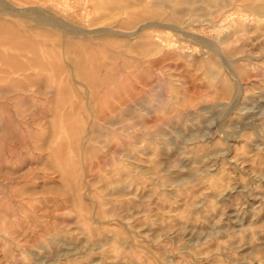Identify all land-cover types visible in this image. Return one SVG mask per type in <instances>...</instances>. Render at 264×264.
I'll return each mask as SVG.
<instances>
[{
    "label": "rangeland",
    "instance_id": "rangeland-1",
    "mask_svg": "<svg viewBox=\"0 0 264 264\" xmlns=\"http://www.w3.org/2000/svg\"><path fill=\"white\" fill-rule=\"evenodd\" d=\"M188 1L5 0L0 264H264V0Z\"/></svg>",
    "mask_w": 264,
    "mask_h": 264
},
{
    "label": "bare ground",
    "instance_id": "bare-ground-1",
    "mask_svg": "<svg viewBox=\"0 0 264 264\" xmlns=\"http://www.w3.org/2000/svg\"><path fill=\"white\" fill-rule=\"evenodd\" d=\"M2 1L3 0H0V15L2 16V18H0V20H2V21H7L5 18H15L16 20H25V21H30V22H33V23H35L36 25H42V26H49V27H55L53 24H55V23H53V22H55V21H53L52 23L53 24H51V23H49L48 22V19L46 20V19H44V18H41V17H39V15L34 11V9L32 10V9H29V7H28V9L29 10H27V8L26 9H24L23 10V8L22 9H17V8H14L13 6H9L8 5V3L6 2L5 3V0L3 1V3H2ZM199 1V0H198ZM240 1H242V0H240ZM239 1V2H240ZM107 2V1H106ZM184 2H185V4H187V8L185 9V10H182V9H180V6H181V4L183 5L184 4ZM193 1H188V0H183L182 2H180V1H178V0H171V2L169 3V7H167V8H165V10L163 11V8L161 9V7H160V5H159V11H160V17H162V16H165V15H168L167 17L171 20V21H173V22H175V23H181V25H182V23L183 22H185L186 21V19H185V21H184V18L185 17H187L189 14H191L192 12H193V10H192V6H193ZM200 3L202 4V10H203V12H204V10L206 11V13L207 14H209V15H212V14H214V13H219V11L220 10H216V8L217 7H221V8H219V9H221V11L223 10V5L225 4V3H227V0H200ZM166 4V3H165ZM197 4V3H196ZM235 4V3H234ZM233 4V5H234ZM251 4V3H250ZM103 5V4H102ZM198 5V4H197ZM200 5V4H199ZM236 5V4H235ZM58 6V5H57ZM158 7V6H157ZM225 7H226V10H227V8H228V6L227 5H225ZM245 7V6H244ZM243 7V8H244ZM248 7H250V6H248ZM248 7H246V8H248ZM245 8V9H246ZM214 10H216L215 12H214ZM249 10L251 11V13H253L254 14V16L256 17V18H258V19H260V20H262V21H264V5H262V6H258V7H254V8H249ZM165 11H168V12H165ZM228 11V10H227ZM241 11V10H240ZM248 11V10H247ZM246 11V12H247ZM195 12V11H194ZM202 11H201V13H203ZM244 12V11H243ZM245 12V13H246ZM41 13V12H40ZM222 13V12H221ZM151 14V13H150ZM159 14V13H158ZM204 14H205V12H204ZM229 14H231V13H229ZM229 14H227L228 16H229ZM252 14V15H253ZM155 15V14H154ZM217 15V14H216ZM226 15V16H227ZM139 16V15H138ZM205 16L207 17L208 15H206L205 14ZM220 16V15H219ZM142 17V16H141ZM144 17V16H143ZM143 17H142V19H141V21L143 20ZM197 17V16H196ZM199 17H201V15H199ZM206 17H204V18H200V19H204V21H206L205 19H206ZM47 18V17H46ZM145 18H147V17H145ZM144 18V19H145ZM164 18V17H163ZM162 18V19H163ZM132 19V18H131ZM156 19V18H155ZM199 19V18H198ZM148 20H150V19H148ZM191 20V19H190ZM214 20H215V16H214ZM216 20H217V18H216ZM147 21V20H146ZM153 21V20H152ZM151 21V22H152ZM183 21V22H182ZM51 22V21H50ZM150 22V21H149ZM154 22V21H153ZM152 22V23H153ZM190 22V21H189ZM188 22V23H189ZM198 21H196V23H197ZM203 22V21H202ZM216 22V21H215ZM243 22V21H242ZM261 22V21H260ZM259 22V23H260ZM0 23H1V21H0ZM145 23H147V22H145ZM144 23V24H145ZM155 23V22H154ZM195 23V24H196ZM200 24L199 25H201V21L199 22ZM206 23V25L209 23H207V22H205ZM204 23V24H205ZM258 23V24H259ZM262 23V22H261ZM149 24V23H148ZM161 24V23H160ZM160 24L158 25V23H157V25L158 26H160ZM187 24V23H186ZM186 24H184V25H186ZM193 24V23H192ZM211 24H213L212 22H211ZM220 24V23H219ZM57 25H58V23H57ZM147 25V24H146ZM151 25V23L149 24V26ZM163 25H165V24H163ZM163 25H162V27H163ZM169 25V24H168ZM203 25V24H202ZM59 26V25H58ZM142 26V25H141ZM145 26V25H144ZM149 26H147V27H149ZM156 26V25H155ZM157 26V27H158ZM170 26V25H169ZM171 26H173V24L171 25ZM220 26V25H219ZM250 26V25H249ZM264 26V25H263ZM129 27V26H128ZM138 27V26H137ZM143 27V26H142ZM165 27V26H164ZM168 27V26H167ZM174 29H177V27L175 28V27H173ZM264 28V27H263ZM5 29V28H4ZM56 29V28H55ZM142 29H144V28H142ZM165 29V28H164ZM167 29V28H166ZM181 29V28H180ZM183 29V28H182ZM178 30V29H177ZM235 30V29H234ZM243 30V29H242ZM241 30V31H242ZM262 30V29H261ZM46 31V30H45ZM60 31H62V33H63V36H62V41L64 42V43H66V41H67V35L66 34H68V33H65L64 34V32H63V30H59V32ZM67 31H69V30H67ZM174 31V30H173ZM181 31H183V30H181ZM240 31V30H239ZM97 32V31H96ZM95 32V33H96ZM108 31H106V33H107ZM186 31L184 30V33H185ZM243 32H244V30H243ZM261 32H263L264 33V31H261ZM71 33V32H70ZM69 33V34H70ZM74 33V32H73ZM72 33V35H76V34H73ZM100 33H102V31L100 32ZM179 33H183V32H179ZM187 33V32H186ZM68 34V35H69ZM255 34V33H254ZM117 35H119V34H117ZM121 35V34H120ZM187 35V34H186ZM189 35V34H188ZM71 36V35H70ZM191 36V35H190ZM189 36V37H190ZM261 36H263V35H261ZM2 37V36H1ZM4 37V36H3ZM2 37V38H3ZM193 37V36H192ZM199 37V36H198ZM151 38V37H150ZM239 38V37H238ZM4 39V38H3ZM260 39V38H259ZM258 39V40H259ZM46 40V39H45ZM75 40V39H74ZM218 40V39H217ZM197 41H199V40H197ZM236 41V40H235ZM240 41V40H239ZM207 42V41H206ZM10 43V42H9ZM150 43V42H149ZM153 43V42H152ZM204 43V42H203ZM72 44V43H71ZM143 44V43H142ZM154 44V43H153ZM205 44V43H204ZM212 44V43H211ZM75 45V44H74ZM206 45V44H205ZM216 45V44H215ZM71 46V45H70ZM141 48L144 46V45H139ZM147 46H151V43L150 44H148ZM155 46H156V44H155ZM246 46V45H245ZM140 47H138V48H136V46L134 47L133 46V50H136V49H139ZM146 47V46H145ZM152 47V46H151ZM210 47V46H209ZM213 47H214V45H213ZM63 48V47H62ZM132 48V47H131ZM136 48V49H135ZM143 49H145V48H143ZM244 49H245V47H244ZM146 50V49H145ZM215 50H217V48L215 49ZM35 51V50H34ZM139 51V50H138ZM142 51V50H141ZM213 51V50H212ZM137 52V51H136ZM219 52V51H218ZM217 52V53H218ZM221 52V51H220ZM220 52L217 54V57L219 58L220 57V59H223V61H225V64L227 63V65L230 67V65H229V63H228V61L226 60V59H224V56L222 55V54H220ZM138 53V52H137ZM61 55V54H60ZM62 58V57H61ZM235 58V57H234ZM37 61V60H36ZM58 62V61H57ZM63 62H65L64 61V59H63ZM230 62V61H229ZM56 64V63H55ZM66 64V63H65ZM29 65V64H28ZM34 65V64H33ZM162 65V64H161ZM35 66V65H34ZM65 66V65H64ZM69 66H71V65H69ZM13 67V66H12ZM36 67V66H35ZM61 67V66H60ZM63 67V66H62ZM67 67H68V64H67ZM72 67V66H71ZM82 68H83V66H81ZM81 67H80V69H81ZM23 68V67H22ZM58 68V67H57ZM174 68V67H173ZM228 68V67H227ZM231 68V67H230ZM20 69V68H19ZM71 69V68H70ZM198 69V68H197ZM31 70V69H30ZM55 70H57V69H55ZM60 70H63V68H61ZM59 70V71H60ZM232 70V69H231ZM24 71V70H23ZM232 72H233V74L239 79V81H241V79H240V77L237 75V73H235V71H233L232 70ZM10 73V72H9ZM70 73H72L71 74V76H72V78H73V76L75 75V72H70ZM69 73V74H70ZM98 74V73H97ZM61 75H62V73H61ZM16 76H18V74L16 75ZM33 76V75H32ZM35 76V75H34ZM29 77V76H28ZM83 77V76H82ZM33 78V77H32ZM71 78V77H70ZM92 78V77H91ZM29 79V78H28ZM74 79V78H73ZM95 79V78H94ZM215 79H216V77H215ZM98 80V79H97ZM73 81V85H74V80H72ZM71 81V82H72ZM98 83L100 82V81H97ZM96 82V83H97ZM79 83V82H78ZM191 83V82H190ZM194 84V83H193ZM46 85V84H45ZM79 85H81V86H83L84 88H85V91L86 92H88L87 94H89L90 92H91V89H90V87L89 86H87V85H84V84H79ZM100 85V84H99ZM97 86H98V84H97ZM23 87V86H22ZM42 87H43V89H44V87L45 86H43L42 85ZM28 87L26 86V89H27ZM99 88V87H98ZM97 88V89H98ZM23 89H25V86L23 87ZM42 89V90H43ZM28 90V89H27ZM139 90V89H138ZM243 97V96H242ZM67 99V98H66ZM64 102V101H63ZM66 102V101H65ZM181 102V101H180ZM124 106V105H123ZM202 112V111H201ZM58 113V112H57ZM196 113H198V112H196ZM198 114H200V112L198 113ZM52 122V121H51ZM54 122H55V120H54ZM53 123V122H52ZM245 123V122H244ZM249 124H245V126H248ZM249 126H251V125H249ZM248 126V127H249ZM254 126V125H253ZM240 127V126H239ZM244 127V126H243ZM242 127V128H243ZM250 128V127H249ZM253 128V127H252ZM244 129H246V127L244 128ZM244 129H243V131H244ZM89 130V129H88ZM242 130V129H241ZM90 132V131H89ZM88 133V132H87ZM91 133V132H90ZM239 134H241L240 132L237 134V136L236 137H239ZM86 135H88V134H86ZM207 137V136H206ZM255 137V136H254ZM257 138V137H256ZM84 139V138H83ZM83 139H81V140H83ZM227 139V138H226ZM80 140V141H81ZM87 140H88V138H87ZM205 140H206V138H205ZM205 140L203 139L202 141H204L205 142ZM209 140V139H208ZM257 140V139H256ZM201 141V142H202ZM262 141V140H261ZM50 142V141H49ZM206 142H207V140H206ZM199 145V144H198ZM256 146V150H258L259 149V145L258 144H256L255 145ZM254 145H253V147H255ZM254 149V150H255ZM49 150V149H48ZM82 150V149H81ZM255 150V151H256ZM106 153V152H105ZM259 153V152H258ZM104 160V159H103ZM196 170V169H195ZM58 171V170H57ZM199 172V171H198ZM197 173V172H196ZM196 173H195V175H196ZM202 174V173H201ZM200 175V174H199ZM184 180V179H183ZM189 180H192V179H190L189 178ZM114 182V181H113ZM193 182V181H192ZM192 182H191V184H192ZM116 183V182H115ZM117 183H118V181H117ZM117 183H116V185H117ZM120 183V182H119ZM175 183H177L176 181H175ZM115 185V184H114ZM182 185V184H181ZM183 185H184V182H183ZM190 185V184H189ZM108 186V185H107ZM173 186H175V185H173L172 184V188H173ZM68 187H72V186H68ZM67 187V188H68ZM118 186H116V188H117ZM177 187H179L178 186V184H177ZM66 188V189H67ZM128 188V187H127ZM57 189V188H56ZM63 189V188H62ZM61 189V190H62ZM69 189V188H68ZM67 189V190H68ZM90 189V188H89ZM174 189H175V187H174ZM58 190H60L59 188H58ZM57 190V191H58ZM61 190H60V192H61ZM65 190V189H64ZM63 190V191H64ZM66 190V191H67ZM70 190V189H69ZM68 190V191H69ZM125 190H127V189H125ZM66 191H64L65 193H66ZM87 191V190H86ZM118 191H120V190H118ZM121 191H123V190H121ZM59 191H58V193H60ZM63 192V193H64ZM70 192V191H69ZM69 192H67L66 194H68ZM72 192H73V189H72ZM127 192V191H126ZM71 193V192H70ZM117 194V193H116ZM119 194V193H118ZM120 194H122L121 192H120ZM119 194V195H120ZM125 194H127V193H125ZM71 194H69V196H70ZM73 195H74V193H73ZM72 195V196H73ZM84 195V194H83ZM111 195V194H110ZM109 195V198H111V196ZM115 195V194H114ZM113 195V196H114ZM117 196V195H116ZM69 198V197H68ZM74 198V197H73ZM72 198V199H73ZM108 198V199H109ZM115 198V197H114ZM107 199V200H108ZM118 200V199H117ZM76 200H75V198L73 199V202H74V204L76 203L75 202ZM114 201H116V200H114ZM108 202V201H107ZM76 205V204H75ZM105 207V206H104Z\"/></svg>",
    "mask_w": 264,
    "mask_h": 264
}]
</instances>
